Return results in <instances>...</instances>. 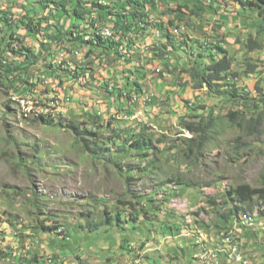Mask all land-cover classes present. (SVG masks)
<instances>
[{
	"label": "rangeland",
	"instance_id": "obj_1",
	"mask_svg": "<svg viewBox=\"0 0 264 264\" xmlns=\"http://www.w3.org/2000/svg\"><path fill=\"white\" fill-rule=\"evenodd\" d=\"M32 1L29 0V4L34 3ZM212 1L221 4L216 8V15L206 12L201 21L200 17H193L197 30L191 28L192 24L190 30L182 24L180 31L187 33L191 42L206 38L222 41L221 47L226 48L235 61L232 71L239 74L237 88H243L244 93L256 97L255 85L261 82L264 96V78L259 79V73L264 75V61L260 63V58H264L263 53L259 50L247 54L245 48L237 43V40L243 41L251 35L253 40L264 46V34L257 33L264 18H257L253 11L241 12L239 4L228 0ZM176 4L173 0H158L154 18L164 22L172 19L173 14L169 11ZM6 6L3 5V8ZM30 9L26 18L29 20L24 19L25 22L32 25L40 23L41 27H45L46 22L52 23V20L48 21L52 15L49 9L37 10L35 17H32L34 11ZM11 12L15 17L21 16L17 7ZM76 24L69 30L73 33L83 30L82 36L87 39L91 30L85 29L84 24ZM14 32V35L23 38V45L36 54L43 33L36 31L35 35L28 36L23 29ZM159 40L162 42L155 31L144 36L130 33L127 41L133 42V45L129 46L130 51L125 55L126 58L132 56L129 63L119 59V56L116 61L112 57L103 59L105 56H102L103 60L99 59L98 51L86 58V46L80 47L66 40L50 46L49 53H53L54 60L47 54L46 60L39 59L36 65L28 67L25 77L34 84L30 92L21 96L5 93L4 90L0 92V264H200L203 253H199L195 247L196 239L186 237L189 233L185 230L180 234L184 237L178 235L183 228L205 233L209 237H219L221 232L232 230V234L243 240L249 264H264V204L258 200L252 202L253 211H250L256 221L253 232L240 230L234 218L230 222L232 225L223 231V222L217 218L220 214L216 213V217L214 211H209L206 216L212 225L209 230L214 229V234L204 232L195 223L194 217L187 219L184 212L178 219L160 211L163 204L160 197L154 202L155 210L149 208L151 203L141 204L142 214L145 211L149 214L143 215L144 219L141 214L136 221L122 225L124 230L120 227L90 233L80 231L87 220L95 221L96 216L105 209L111 214L125 210L127 203H118L126 199L124 184L111 166L82 153L76 137L69 130L36 121L35 118L41 114L62 120L72 119L84 123L88 129L95 127L94 116L100 117L104 124L110 122L112 128L139 131L141 126H148L150 130L147 133L154 135L152 138L164 134L170 141L179 137L181 132L183 135L180 137H190L180 124V118L189 112L186 106L191 104L196 109L202 105H215L213 116L218 118V122L212 127L213 140L204 147L199 164L189 170L180 163L171 164L169 152L165 155L167 162L161 159L159 163L167 164V169L161 168L163 175L167 179L181 175L195 183L216 181L224 188L238 183L259 187L262 182L264 123L261 133L255 134L258 137L243 135L236 126L231 127L224 117L228 110H235L234 105L206 98L204 90L188 88L182 91L175 88L174 84L180 79L177 72L172 76L163 73L161 77L159 71L163 70L160 62L152 61L147 51L152 42ZM247 57L257 65L256 71L259 73L243 78L240 72L245 70ZM176 58L183 60L182 56L173 54L168 62ZM59 59L62 64L55 63ZM21 60V57L16 59ZM46 65H51L52 69L46 68ZM79 66L86 68L87 73L68 79ZM136 76L144 93L138 95L130 92L128 85L125 89L128 94H123L119 102L117 96L109 95L106 91L115 85H126ZM186 80L185 76L181 77V82ZM147 98L150 101H146ZM128 105L132 107L131 117L127 115L130 111ZM236 110L245 111V107L238 105ZM202 112L198 109L196 114L201 115ZM111 135L104 130L100 133L101 139ZM255 139L260 143H255ZM245 144L251 145H246L250 148L247 152ZM236 145L241 146L238 151H235ZM148 181L143 179L138 187L132 181L131 191H145L150 188L146 185ZM197 188L184 190L177 199L169 193L168 198L171 202H187L191 211L197 204L201 205L204 196L215 194L214 187ZM165 190L171 191L169 187ZM36 226H40L43 233L36 230ZM43 226L54 227V233L45 234ZM61 231L68 233L70 238L65 241L62 235H56ZM195 255L196 261L193 259Z\"/></svg>",
	"mask_w": 264,
	"mask_h": 264
},
{
	"label": "trees",
	"instance_id": "obj_2",
	"mask_svg": "<svg viewBox=\"0 0 264 264\" xmlns=\"http://www.w3.org/2000/svg\"><path fill=\"white\" fill-rule=\"evenodd\" d=\"M4 1L8 2L2 3L0 0V92L4 90L5 93L20 96L30 92L34 84L27 81L25 77L27 69L31 65H36L40 61L39 59L46 60L47 54L52 58L54 55L49 53L50 46L70 40L71 43L77 44V46L87 47L86 58H89L94 51H98L99 59L105 56L103 59L112 57L111 59L116 61V57L119 56V59H124L126 63H129L132 61V56L129 55L126 58L125 55L130 51L129 46H132L133 42L127 41L128 35L137 33L139 36H144L148 35L150 31H155L162 42L160 40L152 42L147 51L151 54L152 61L160 62L163 70L159 71L161 77H163V73L172 76L177 72L180 79L174 84L175 88H180L182 91L188 88L194 91L204 90L206 98L217 99L225 104L234 105L235 110H228L224 116L225 119H228L229 125L231 127L236 126L243 135L245 134L251 138L258 137L255 134L261 133L264 123V96L260 87L261 82L255 85V91L258 94L256 97L244 93L243 88H237L236 81L239 74L237 71H232L233 62L235 61L228 50L221 47L222 41L206 38L203 41L191 42L187 33L184 34L180 31L182 24H185L187 29L192 24L191 28L196 31L198 26L195 25L193 17H200L199 21H201L206 12L216 15V8L221 6L218 1L173 0L177 4L175 7L170 8L169 12L173 14V18L167 22L162 21L160 18H158L159 20L155 19L153 16L154 12L157 11L158 0H33L34 3L32 4H29V0ZM228 1L239 4L241 12L253 11L256 13L257 18H264V0ZM3 5L7 6L3 8ZM14 7L19 9L20 17H15L11 12ZM30 8L34 11L32 17H35L37 10L49 9L52 15L48 21L52 20V23L46 22V26L41 27L40 23L32 25L25 22L24 19L27 18V12L31 10ZM26 20L28 21L29 18ZM77 22L84 24L87 27L85 29L91 30L92 33L87 39L82 36L83 30L74 33L69 30L70 27L73 28L74 25H77ZM39 27H41L40 30H36ZM22 29L26 31L28 36L35 35L36 31L38 34L43 33L42 41H38L39 46L36 54L34 50L23 45V38L14 35V30ZM199 29H201L200 26ZM258 29L257 33L264 34L263 20ZM103 30L110 31L111 36L104 38L102 36ZM14 42H17V44H14ZM237 43L245 48L247 54L260 50L264 55V46L257 40H253L251 35H248L243 41L237 40ZM173 54L182 56L183 60L176 58L172 62H168ZM8 55H11L13 59L9 58ZM20 57L22 60L16 61ZM260 60L262 61L260 63H263L264 58H260ZM55 63L62 64L60 59L56 60ZM46 68L52 69L51 65H46ZM256 68L257 65L252 64L247 57L245 59V70L240 73L243 78L258 75L259 72L256 71ZM86 73V68L79 66L73 71L72 76H68V79L77 78ZM182 76L187 78L185 82H181ZM263 76L259 73V79H263ZM121 77H124V75H121ZM141 77L143 78V75ZM138 81L139 77L136 76L134 81L123 86L115 85L111 89H106V91L109 95L117 96L120 102L123 94H128L125 93L128 85L130 86V92L133 91L138 95L144 93ZM238 105L245 107V111L236 110ZM213 106L202 105L196 109L191 104L186 106L189 112L180 118V124L183 131L187 132L190 137H180L183 135L181 132L179 137L170 141L167 136H163L164 134L152 138L154 135L147 133L150 130L148 126H141L139 131L118 127L112 128L110 122L104 124L103 120L97 116L92 119L95 127L91 129L84 126V123H77L72 119L62 120L44 114L37 116L35 120L38 122L69 130L76 137V143L81 148L82 153L92 155L94 160L111 166L123 181L126 199L118 203H127L128 206L125 210L111 214L105 209L100 212L99 216H96L95 221L87 220L80 227V231L89 233L100 229L107 231L109 228H120L124 224L134 222L142 214L143 208L139 207L141 203H151L149 208L154 210V202L157 197H160L161 202H163L160 211L168 212L172 218H178L177 214L182 215L180 211H183L187 219L194 217L195 223L204 232H213L212 234H214V229L209 230L212 225L206 219L208 213L214 211L216 217V213L220 214V217L217 218L222 220L224 231L232 225L230 222L233 218L235 219L234 223H236L240 212L252 211L253 201L258 200L264 204V176L261 177L262 182L259 187H252L247 183H238L224 188L218 185L216 181L195 183L181 175H174L169 179L163 175L161 168L167 169V164L159 165V163L162 161L167 162L165 155L169 152L171 164L180 163L181 166H184V169L187 168L188 170L199 164L200 158L204 154V147L213 140L212 127L218 122V118L213 116ZM128 109L130 111L127 112V115L131 117L132 107L128 105ZM198 109L203 111L201 115L196 114ZM220 109L222 108L220 107ZM191 119L192 121H190ZM113 121H116V119L113 118ZM102 130L108 131L112 135L106 139H101L100 133ZM254 141L257 144L260 143L258 139ZM246 145L249 144L244 146L247 152L250 148H247ZM240 147L236 145L235 151H238ZM237 158L232 157L235 160ZM157 178L159 180H155ZM143 179H146V181L151 179L146 183L150 188L145 191L137 189L131 191V182L135 181L138 187ZM169 185H171V191L165 190ZM197 187L201 189L214 187L215 194L204 196L202 202H200L201 205L197 204V208L195 207L191 211L183 202L179 206L174 202L172 203L168 198L169 193L177 199L184 190L189 188L198 189ZM95 203L103 205L101 202ZM182 204L185 208L182 207ZM239 205L245 206L240 207ZM145 214L148 215L149 212L145 211L141 215L142 219H144L143 215ZM123 216L125 219L122 218ZM84 217H88V215H84ZM228 224L230 225L228 226ZM122 228L124 230V227ZM54 229V227L45 226L44 232L49 235L54 233ZM36 230L43 233L40 226H36ZM228 232H221L218 238ZM244 232H250V230ZM56 235H62L65 241L70 238L68 233L62 231ZM213 236L217 237L216 235ZM237 240L239 239L237 238Z\"/></svg>",
	"mask_w": 264,
	"mask_h": 264
},
{
	"label": "built area",
	"instance_id": "obj_3",
	"mask_svg": "<svg viewBox=\"0 0 264 264\" xmlns=\"http://www.w3.org/2000/svg\"><path fill=\"white\" fill-rule=\"evenodd\" d=\"M102 36L104 38H108L109 36H111V32L108 30H103ZM197 243L201 244V240ZM234 244L242 245L241 241L237 240V236L232 234L223 235L219 240L216 241L214 260H221L223 264V261L227 260L228 258H237L239 259V264H249V259H243V256L234 255ZM200 252L203 253L202 263H207V248L203 247Z\"/></svg>",
	"mask_w": 264,
	"mask_h": 264
},
{
	"label": "clouds",
	"instance_id": "obj_4",
	"mask_svg": "<svg viewBox=\"0 0 264 264\" xmlns=\"http://www.w3.org/2000/svg\"><path fill=\"white\" fill-rule=\"evenodd\" d=\"M263 51H264V47H263ZM146 101H150V98H147V100ZM140 184V183H139ZM139 186V185H138ZM170 186L171 185H169L168 187L170 188ZM170 204H171V202H169ZM173 203V202H172ZM182 202H174V204H176V205H179L180 206V204H181ZM188 208H189V205L188 204H186V202H183ZM141 204H147V202H143V203H141ZM184 204H182V207L183 208H185V206H184ZM245 206V205H244ZM155 210V209H154ZM251 211V210H250ZM250 211L249 210H247L245 213L244 212H242L243 214H241L240 216H239V218L238 219H236V224L237 225H239V227H240V230H244V231H246V230H250V229H254V227L256 226V224H255V220L251 217V215H250ZM253 211V210H252ZM181 213L183 212V211H180ZM177 216H178V218H180L181 217V215H179V214H177ZM248 217L249 219H252V221H253V223H254V226L252 227V228H249V227H246V226H244V225H242L241 224V221H242V218L243 217ZM254 216H256V215H254ZM238 222V223H237ZM183 230H185V232L186 233H189V235H187L186 237H192V238H194V239H196V245H195V247L197 248V250L199 251V253H200V251L202 250V248L203 247H205V248H210L211 247V245H212V243H211V240H219L220 238H218V237H209L208 235H206L205 233H202V232H198V231H196V230H192V231H189L188 230V228H183V229H180L179 230V232H178V235L179 236H182V237H184L183 235H180L181 233H182V231ZM199 230V229H198ZM199 231H201V230H199ZM243 231V232H244ZM251 232V231H250ZM227 234H232L231 232H228V233H226V234H223V235H227ZM232 235H234V234H232ZM238 238V237H237ZM239 239V241L241 240V243H242V245H243V240L241 239V237L240 238H238ZM198 240H201V244H197V241ZM209 247H208V246ZM243 249L245 250V248H244V246H243ZM156 250H158V249H156ZM156 250H154V251H156ZM198 253V254H199ZM196 256V255H195ZM195 256H193V259L196 261V257ZM199 263L200 264H202L200 261H199Z\"/></svg>",
	"mask_w": 264,
	"mask_h": 264
},
{
	"label": "bare ground",
	"instance_id": "obj_5",
	"mask_svg": "<svg viewBox=\"0 0 264 264\" xmlns=\"http://www.w3.org/2000/svg\"><path fill=\"white\" fill-rule=\"evenodd\" d=\"M241 222H242V225L249 227V228H252L254 226L252 219H249L246 216L242 218ZM197 242H200V240H198ZM211 243H212L211 247L207 248V261H212V262H209L210 264H222L221 260H214V250H215L216 241L213 239L211 240ZM241 247H242L241 244H234V255L243 256V259H248V257L245 254V250L243 251ZM195 257H197V255ZM202 259H203V254L200 256L201 263H202ZM209 263L207 262V264ZM223 264H239V259L228 258L227 260L223 261Z\"/></svg>",
	"mask_w": 264,
	"mask_h": 264
}]
</instances>
